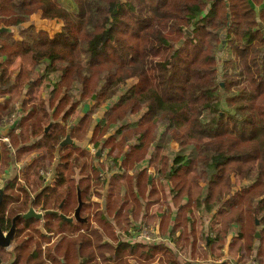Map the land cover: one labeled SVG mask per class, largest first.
Here are the masks:
<instances>
[{
  "label": "trees",
  "instance_id": "16d2710c",
  "mask_svg": "<svg viewBox=\"0 0 264 264\" xmlns=\"http://www.w3.org/2000/svg\"><path fill=\"white\" fill-rule=\"evenodd\" d=\"M35 14L58 30L37 29ZM1 27L0 123L14 113L19 122L0 141V167L26 162L27 182L39 156L54 170L47 184L41 176L3 182L0 227L29 208L58 211L18 219L16 237L28 233L4 263L237 264L227 244L244 256L240 264H264V0H0ZM37 90L44 98L31 104ZM22 96L29 101L15 110ZM67 135L76 142L60 146ZM82 142L101 145L100 156L106 148L111 167ZM76 186L86 223L59 216L76 206ZM167 197L176 248L116 235L139 217L162 226L156 212L141 215L142 203ZM194 210L219 214L222 224L201 231L203 255ZM62 232L70 235L45 250L34 239L49 243Z\"/></svg>",
  "mask_w": 264,
  "mask_h": 264
},
{
  "label": "rangeland",
  "instance_id": "374dc122",
  "mask_svg": "<svg viewBox=\"0 0 264 264\" xmlns=\"http://www.w3.org/2000/svg\"><path fill=\"white\" fill-rule=\"evenodd\" d=\"M51 27L55 29L58 26H56L55 24H53ZM14 67H16V66H14ZM132 82L133 81H130V83H132ZM41 94L42 93L40 91H38V90L37 91H34V93L32 94V97L33 98H32L31 104H37V103H39V101L42 99ZM102 112H103V110L100 109L93 116L95 118L94 119V122H95V120H99V121L101 120ZM0 125H3V124L0 123ZM15 139H16L15 137L12 138L13 142H14ZM172 145L175 146L174 144H172ZM94 149H95L94 147L91 148V150L89 151V153L91 154V157H93L94 159H98V158L95 157V150ZM39 151L42 152V150H39ZM34 153L35 152H32V156L31 157H33ZM27 155H29V154H26V156ZM103 155H105V152L103 153ZM44 160L45 159H43V158H41L39 156L38 157V160L34 161L31 164V168L29 169V172H28V174L30 175V177H29L30 180L28 182L25 180V175H26V172H27V169H28L29 165L28 166H25L26 165V162H23V164L25 166L24 170H26V172H24L22 174V176L19 178V179H21V182L23 184H28L29 182L32 183L33 181H36L40 176H45L46 178H48L50 175H47L45 173L46 170H48V169L51 170V174H52L53 169H52V164L51 163L48 164V162L45 161V166H43V167L40 166V163H44ZM97 161L104 163V166L105 167H108V166L111 167V156H108L107 154L105 156L99 157V159ZM98 162H96V163H98ZM1 170H2V167H0V176L3 175V174H7V172L5 173V172H3ZM41 170H44L42 174H41ZM89 183H90V188H91L90 189V192L94 195V191H96V190L99 189L98 184L92 183V180ZM159 183L160 182L158 181L157 182V185ZM0 185L3 186V181L1 180V178H0ZM29 189H30V192H32V193L35 192V191L33 192V190L35 189V187H32V188L29 187ZM98 192L101 193V195L105 193V191H103V190H100ZM93 195L90 196L91 197V199H90L91 202H93V201H99V202H101L102 201L101 198H99L97 196H93ZM161 202H162V200H160L158 204H159V209L162 211L163 210V207H162L163 204ZM76 205H77V203H76ZM75 207H74V209H75ZM74 209H73V211H70L69 215H67L68 217H71L73 215ZM154 209H155V206L154 205L148 208V210H147V216L148 217L154 212ZM143 210H144V208H143ZM36 211L38 212L37 209H36ZM86 213L87 212L85 211L84 212V215H86ZM192 213H193V217L196 218L195 230H196V241H197V245H195V250L198 251L199 254L203 255V252L205 250L204 249L205 246H204V242H203V239H202V236H201V231L202 230L204 231L206 229V227L209 226V225L212 226L213 228H220L222 226L221 221L219 219L220 218V215L219 214H215L214 217H209L206 212L203 211V212L199 213V212H197L195 210ZM80 216L81 217H84L82 215V213L80 214ZM89 217H90V220L92 222L95 221V219H94V217H93L92 214H90ZM140 218L141 217H139V219L137 220L136 225H133V226L136 227L137 225H140L139 223L142 222ZM166 221H167V218H165V222ZM75 223H78V222L73 221V224H75ZM143 223H145V221ZM146 225H148L147 227L154 229V231L157 233V236L155 235L156 240L154 241L153 245H155L157 243H163L165 245H168V247L176 248V244L174 242H171L170 241L171 236L170 235H166V233H165L166 232V229L168 227V223L167 222L166 223L162 222V226H160V227H159V224L158 223L152 224L150 222V223H148ZM126 229H127V227H126ZM81 230H83V229H81ZM121 231H125V230H121ZM27 233H28V231H25L21 235L17 236L16 239H14L11 244L16 245L22 239V237H24L25 234H27ZM62 235H70V233L62 232V233L57 234L56 236H52V238L50 239L49 243L41 240V238L38 235H36V234L34 235V239L40 244L41 248L43 250H45L46 248L49 247L50 244H52L53 242H56L58 240V238L60 236H62ZM226 246H228V245L225 244V246L223 247L222 250L225 251V252H227V253H229V262L230 263H237V264L243 263L244 256L238 258V255H234L236 253V252H234L235 250H233L232 252H229V251H227V247ZM9 251H11V248H9ZM215 251H218V250L216 249ZM208 254H209V252H208ZM8 255H9L8 253H4V252L0 253V262L3 261L4 259L8 258ZM8 261H10V259ZM97 261L99 262V260H97ZM4 262L5 261L1 262L0 264H4ZM6 263L8 264V262H6ZM151 264H157V259H155L153 262H151Z\"/></svg>",
  "mask_w": 264,
  "mask_h": 264
},
{
  "label": "crops",
  "instance_id": "0c3cea01",
  "mask_svg": "<svg viewBox=\"0 0 264 264\" xmlns=\"http://www.w3.org/2000/svg\"><path fill=\"white\" fill-rule=\"evenodd\" d=\"M31 22L35 25V27L37 28V29H43V30H46V31H48L50 34H53L55 31H57L58 29H57V27L54 29V28H52L51 26L53 25V24H55L56 26H57V24H56V21H54V20H40L39 19V15L38 14H35V15H33L32 16V18H31ZM1 28H4V27H1ZM10 33H13V35L16 37V32L14 31V29H12V30H10ZM42 98H44V94L42 95ZM26 102V103H28V101H29V98H27V97H21L20 99H19V101L17 102V103H15L16 105H15V110H18V109H20V111H22V103L23 102ZM90 108V104L89 103H87L86 105H84V107L81 109V111L80 112H78L77 113V115L78 116H82L86 111H88V109ZM104 110V109H103ZM21 113V112H20ZM103 113V112H102ZM77 116V117H78ZM17 120V122H19V119H15L12 123H10V124H6V125H0V141H2V142H4L5 140V138L7 139V141L9 140V138H10V133L11 132H14V133H17L16 132V125H17V123H16V125L15 126H13L14 125V123H15V121ZM91 135V132H89V136ZM107 135V134H106ZM106 137V136H105ZM73 140V139H72ZM7 141H5V142H7ZM4 142V143H5ZM76 141L75 140H73V143H75ZM6 146H8V144L6 145ZM80 146L81 147H83V149H85L86 151H90L91 150V148H93L94 146L91 144V143H88V142H82V143H80ZM93 146V147H92ZM9 147V146H8ZM100 147H101V145H100ZM170 147L172 148V149H174V150H177V146H173L172 145V143H171V145H170ZM95 148V147H94ZM97 148H95L94 150H96ZM105 152V155L107 154V149L105 148L104 149V151H103V153ZM103 153H102V155L100 156V157H102V156H105V155H103ZM13 154H14V152L13 151H11L10 152V155H11V157L13 156ZM98 157V156H97ZM95 160H98V159H95ZM23 164V162H21V161H19V162H14V161H11V162H9L8 163V165L5 167V169L4 170H2L3 172H7V174H3V175H1L0 176V178H1V180L3 181V182H5V181H9V180H11V179H13V178H15V177H17V179H19L21 176H22V173H23V168H24V166L22 165ZM54 168V166H52V169ZM54 170V169H53ZM10 172V173H9ZM113 172V171H112ZM111 172V174H113ZM148 172L149 173H152V179H153V177H155V175L153 174V168L152 167H150L149 169H148ZM110 174V175H111ZM53 175V174H52ZM101 176H100V178L102 179V181H104L105 183H104V187H103V191H106V189H107V183H108V180H109V174H107L106 172H103V173H101L100 174ZM42 177V179H43V183H45V184H47V183H49L50 181H51V179H52V176L50 175V177H48V178H46L45 176H41ZM165 182V181H164ZM153 183H157V181H155V179L153 180ZM2 185H0V187H1ZM4 186V185H3ZM106 194V192L103 194V195H105ZM163 205H162V207H163V210L161 211L160 209H159V204L158 203H156V204H154V206H155V209H154V212H156L157 213V215H158V217H160L161 219H162V222H164V223H168V227H167V231H166V235H169V234H167V232H169L170 231V229H171V226H172V223H173V218H174V215H175V213L174 212H172L171 214H170V216H169V218H168V216L167 215H165L164 214V212H165V209L168 207V206H171V201H169L168 200V197H167V200H166V202H165V199H163L162 200V202H161ZM142 206H143V208H144V204L142 203ZM153 206V205H152ZM151 207V206H150ZM166 207V208H165ZM147 210H148V208L147 209H145L144 208V210L142 209L141 210V215L144 213V212H146V216H147ZM174 211V210H173ZM153 212V213H154ZM167 216V217H166ZM165 218H168L167 219V221L165 222ZM141 219V218H140ZM141 221H142V219H141ZM136 222L137 221H135V223H134V225H136ZM155 222H157V223H159V221L157 220V221H155ZM133 225V224H132ZM132 225H129V226H127V229L130 227V226H132ZM210 226V225H209ZM211 227V226H210ZM170 238V237H169ZM227 247V251H229V252H232V249L231 248H229L228 246H226ZM226 258L229 260V254H226ZM1 263V262H0ZM4 264H7V263H4Z\"/></svg>",
  "mask_w": 264,
  "mask_h": 264
},
{
  "label": "water",
  "instance_id": "95a60500",
  "mask_svg": "<svg viewBox=\"0 0 264 264\" xmlns=\"http://www.w3.org/2000/svg\"><path fill=\"white\" fill-rule=\"evenodd\" d=\"M3 31H8L6 28H0V32ZM10 31V30H9ZM17 123V120L15 121L14 125L15 126ZM47 131V129H45V132ZM73 143V140L69 137V135H67L65 137V139L60 143V146H64L67 144H71ZM100 146L97 147V149L95 150V156L97 157L99 155V151H100ZM3 190H4V186L0 187V205L3 199ZM76 199H77V205L74 209L73 215L71 217L65 216L63 214H59V216L64 219L67 222H73L74 220L77 222H82L83 220L85 221V219H81L80 216V210L82 207V199H81V195H80V190L79 187L76 186ZM53 213H58V211L56 210H46L43 213L41 212H37L36 210H34L33 208H29L25 213L23 214H17L15 215L12 219H11V226L7 231H3L0 227V248L3 249H7L10 247L13 238L15 237V226H16V221L20 218L22 219H28L31 217H35V218H41L42 215H46V214H53ZM256 236H259L258 233H255ZM193 264H198L197 262H194Z\"/></svg>",
  "mask_w": 264,
  "mask_h": 264
},
{
  "label": "built area",
  "instance_id": "2783aa9c",
  "mask_svg": "<svg viewBox=\"0 0 264 264\" xmlns=\"http://www.w3.org/2000/svg\"><path fill=\"white\" fill-rule=\"evenodd\" d=\"M16 115L17 114L14 113L9 119L2 120L1 123L3 125L12 123L16 119ZM4 140L7 141L6 138ZM43 171L44 170H41V174ZM45 173L47 175H51V170L48 169ZM139 224L140 225H137L136 227L130 226L128 228V232L115 230L116 235H118L122 240H125L131 244L144 242L153 245L154 241L156 240L155 235L157 236V233L154 231V229L147 227L148 225L145 223L140 222Z\"/></svg>",
  "mask_w": 264,
  "mask_h": 264
},
{
  "label": "flooded vegetation",
  "instance_id": "af4514ba",
  "mask_svg": "<svg viewBox=\"0 0 264 264\" xmlns=\"http://www.w3.org/2000/svg\"><path fill=\"white\" fill-rule=\"evenodd\" d=\"M71 144H72V143H71ZM81 219H85V221L83 220L82 222H78V223H86V222H87V219H86L85 217H81ZM74 221H75V220H74ZM76 222H77V221H76ZM71 223H73V222H71ZM10 226H11V225H10ZM9 228H10V227H9ZM9 228H8V229H9ZM8 229H7V230H8ZM7 230H6V231H7ZM15 230H16V229H15ZM117 236H118V235H117ZM14 239H16V231H15V237L13 238V240H14ZM13 240H12V241H13ZM14 246H15V245L11 244L9 248H11V250H12V249L14 248ZM9 248H7V249L0 248V250L9 253Z\"/></svg>",
  "mask_w": 264,
  "mask_h": 264
}]
</instances>
